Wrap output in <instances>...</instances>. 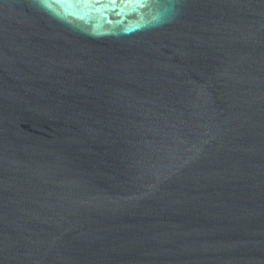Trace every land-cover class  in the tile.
<instances>
[{"label": "water", "instance_id": "1", "mask_svg": "<svg viewBox=\"0 0 264 264\" xmlns=\"http://www.w3.org/2000/svg\"><path fill=\"white\" fill-rule=\"evenodd\" d=\"M0 264H264V0H0Z\"/></svg>", "mask_w": 264, "mask_h": 264}]
</instances>
